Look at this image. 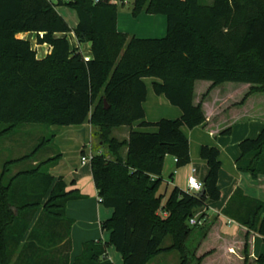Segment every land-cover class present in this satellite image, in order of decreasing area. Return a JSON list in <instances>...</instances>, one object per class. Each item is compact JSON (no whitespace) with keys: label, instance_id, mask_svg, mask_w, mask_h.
<instances>
[{"label":"trees","instance_id":"16d2710c","mask_svg":"<svg viewBox=\"0 0 264 264\" xmlns=\"http://www.w3.org/2000/svg\"><path fill=\"white\" fill-rule=\"evenodd\" d=\"M105 0H75V29L47 0H0V125L7 128L0 139L22 128L82 126L88 118L99 144L108 154L91 160L92 174L101 204L114 211L102 223L109 242H88L73 264H114L108 249L121 254L123 264H149L164 253L178 252L181 264H203L187 243L197 228L189 221L209 202L222 198L218 187L220 150L204 146L202 160L209 167L198 198L178 187L169 196L161 192L167 157L177 168L191 163L190 143L182 132L207 123L203 104L213 89L223 84L249 85L250 91L236 104L241 107L254 95L264 94V0H134L132 14L162 15L168 32L163 39H141L118 31V7ZM38 35L39 45L53 48L38 59L31 43L18 35ZM43 33L44 37L40 38ZM74 33L78 43L91 45L90 61L82 50L57 35ZM158 79L154 91L181 110L177 120L146 122L147 87L143 79ZM197 82L211 88L195 104ZM140 123L156 133L130 134L128 141L113 137L118 128ZM35 150L8 161L0 178V264H71V231L67 204L83 199L55 181L51 169L62 158L56 154L41 163L38 155L53 146L54 132L47 133ZM222 136H231L232 127ZM237 169L253 180L264 176V129L256 139L239 145ZM127 149L126 157L123 156ZM31 163L12 175V169ZM36 163V164H35ZM33 164V165H32ZM171 176V179H173ZM222 215L247 229L243 264H264V255L251 261L250 236L264 237V202L236 190ZM210 229L203 234L206 239ZM170 238L172 245L163 249Z\"/></svg>","mask_w":264,"mask_h":264},{"label":"crops","instance_id":"0c3cea01","mask_svg":"<svg viewBox=\"0 0 264 264\" xmlns=\"http://www.w3.org/2000/svg\"><path fill=\"white\" fill-rule=\"evenodd\" d=\"M125 19L126 22L123 23L122 17L118 15V31L122 34L141 39H163L167 36L168 22L165 16L142 14L136 19H131L129 16H126ZM125 25L132 26L134 30L138 29L141 32H130L129 29H122L121 27ZM144 25L145 27H142ZM76 27L71 28L75 29ZM25 35L35 34H20L17 38L26 40L22 38ZM79 47L87 57L91 58L90 44H79ZM143 81L147 87V100L144 104L145 121L157 123L163 119H180L181 110L172 106L165 96H158L155 93L154 83H161V81L153 78H145ZM211 86L212 83L210 82L196 83V105L201 103L202 96L207 93ZM250 88L249 85L227 83L213 89L203 104L207 123L193 130L182 129L190 143L191 163L184 168H177L176 160L173 157L169 156L165 161L161 178L166 184L163 193L169 196L175 187L186 191L187 180L193 170L197 171L198 179L202 183L205 182L209 167L207 162L201 158L202 147L210 146L220 150L222 168L218 187L222 193V198L220 201L208 203L204 213L207 216V228L210 229V232L204 240L202 237L205 232L200 235L198 247L195 248V250L198 249V257L209 254L203 264H243V249L247 229L224 217L222 212L238 189H241L246 196L264 202V176H260L258 180H253L250 174L238 171L236 165L241 156L240 143L248 139H256L264 129V102L258 101V98H262V94L252 96L241 107L235 106L245 98ZM229 127H232V135L222 136L221 133ZM157 131V128H143L138 122L132 127L115 129L113 137L120 141H128L132 132L156 133ZM44 132L56 134L53 147L57 154L62 155L59 164L51 169V175L55 181L62 179L66 183L68 191H78L84 196L83 199L70 201L66 208L67 218L74 222L71 231L72 252L70 255L71 264H73L76 258L82 254L84 244L109 242L110 240V233L102 230V223L110 220L114 211L101 204L91 166L92 158L98 154H108V149L99 143L95 144L94 128L90 123V118L82 126H54L50 131L45 130ZM115 132L117 135H114ZM17 141H12V146L16 145ZM126 155L127 149H124L123 156L126 157ZM83 158H88L90 161L83 164ZM172 175H174L173 179H171ZM250 245L251 261H255L264 255V237L252 234ZM112 250L115 248L110 247L108 249V258L115 264L118 256L116 255L113 259ZM170 254H161L149 264L158 257ZM121 260L123 264L122 256Z\"/></svg>","mask_w":264,"mask_h":264},{"label":"rangeland","instance_id":"374dc122","mask_svg":"<svg viewBox=\"0 0 264 264\" xmlns=\"http://www.w3.org/2000/svg\"><path fill=\"white\" fill-rule=\"evenodd\" d=\"M214 0H200V4L204 6H211L213 4ZM133 9V3L125 5V6H119L118 7V14L119 17H122L123 23L126 22V16L131 17V19H135L132 14ZM57 12L61 17H63L67 23L71 27H76L78 24V16L77 12L70 8H61L58 9ZM142 27H145L142 26ZM122 29H129L130 32H141L138 29H133L132 26L129 27V25H125L121 27ZM132 34V33H130ZM20 37V36H19ZM22 38L26 39V41H29L31 43V46L33 49H35L36 43L38 42L37 36L29 35V36H22ZM56 38H61V35L56 36ZM40 53V57H44L48 53V47H41L40 50H38ZM38 53V55H39ZM262 98H258V101L264 102V94L261 95ZM259 97V96H258ZM7 126L0 125V133L3 132ZM45 127L43 126H34L29 125L13 136L5 137L3 139H0V178L2 177L4 166L8 161L21 158L25 155L31 154L35 148L41 143V141L46 137L48 134L45 131ZM114 135H117V132L114 133ZM18 140V141H17ZM95 144L99 143L98 137H94ZM12 141H17L16 145L12 146ZM55 148L53 146H49L48 148L44 149L37 158V163H41L42 161H45L51 157H54L56 155ZM31 163H25L22 165H19L12 169V176L16 175L21 170H26L30 167ZM33 165V164H32ZM166 184L163 182V185L161 187V192L163 193L165 191ZM171 189V188H170ZM169 189V190H170ZM207 221L204 226L199 227L194 230L192 237L187 243L188 249L192 252L195 250V248L198 247V238L200 235H202L207 230ZM172 245V240L170 238H167L163 245V249H167ZM118 256L117 261H115V264H122L121 256L115 251L112 250L111 256L114 259L115 256ZM151 264H181L180 255L178 252H173L170 255L161 256L155 259Z\"/></svg>","mask_w":264,"mask_h":264},{"label":"built area","instance_id":"2783aa9c","mask_svg":"<svg viewBox=\"0 0 264 264\" xmlns=\"http://www.w3.org/2000/svg\"><path fill=\"white\" fill-rule=\"evenodd\" d=\"M49 3H51L56 10L58 9H61V8H69V6L75 2V0H47ZM92 2L97 5L99 3H103L105 2V0H92ZM133 3L134 4V0H113L111 1V4L119 7V6H125V5H128V4H131ZM61 35V34H59ZM57 35V36H59ZM34 36H37L38 38V35L35 34ZM40 38H43L44 37V34L41 33L40 35ZM66 37L70 44L73 46V47H76V48H79V43L74 35V33L72 34H69V35H61V38H64ZM44 46H47V44H44V45H39V43L37 42L36 43V46H35V49H33V51L36 52L37 54V57L38 59H43L45 57H47L49 54H51L53 48L51 46L48 47V53L42 58L40 57V53L38 50L41 49V47H44ZM39 53V55H38ZM85 60L86 61H90V58L85 56ZM90 160L88 158H83L82 159V163L83 164H86L88 163ZM176 163H177V160H176ZM204 190V185L203 183L198 179L197 177V171L196 170H193L192 171V174L189 176L188 180H187V189L186 191L191 194V195H195L197 196L198 194H200L202 191ZM203 212H200L198 213L195 217H193L190 221H189V225L190 227L192 228H199V227H202L205 225L206 223V220L204 219H201V216H202Z\"/></svg>","mask_w":264,"mask_h":264},{"label":"water","instance_id":"95a60500","mask_svg":"<svg viewBox=\"0 0 264 264\" xmlns=\"http://www.w3.org/2000/svg\"><path fill=\"white\" fill-rule=\"evenodd\" d=\"M205 195V190H203L200 194L197 195L198 198H202Z\"/></svg>","mask_w":264,"mask_h":264}]
</instances>
